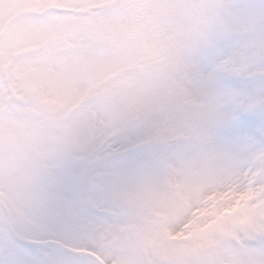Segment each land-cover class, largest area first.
Listing matches in <instances>:
<instances>
[{
  "label": "rangeland",
  "instance_id": "obj_1",
  "mask_svg": "<svg viewBox=\"0 0 264 264\" xmlns=\"http://www.w3.org/2000/svg\"><path fill=\"white\" fill-rule=\"evenodd\" d=\"M213 3L0 0L1 204L24 215L66 162H91L111 223L62 247L103 264H264L248 246L264 231V153L189 141L176 112ZM136 150L135 168L103 170Z\"/></svg>",
  "mask_w": 264,
  "mask_h": 264
},
{
  "label": "snow or ice",
  "instance_id": "obj_2",
  "mask_svg": "<svg viewBox=\"0 0 264 264\" xmlns=\"http://www.w3.org/2000/svg\"><path fill=\"white\" fill-rule=\"evenodd\" d=\"M212 8L216 23L191 57L183 81L186 95L176 108L187 129L184 137L241 158L264 153V0H215ZM186 146L171 145L176 150ZM144 158L139 150L129 151L102 167L132 169ZM258 166L264 167V156ZM100 171L91 162L68 161L42 203L27 207L24 215L0 205V264H98L62 245L81 233L103 235L111 223L105 213L112 200ZM257 223L264 229V217ZM251 236L248 246L264 249V231ZM110 251L103 248L101 255Z\"/></svg>",
  "mask_w": 264,
  "mask_h": 264
},
{
  "label": "water",
  "instance_id": "obj_3",
  "mask_svg": "<svg viewBox=\"0 0 264 264\" xmlns=\"http://www.w3.org/2000/svg\"><path fill=\"white\" fill-rule=\"evenodd\" d=\"M0 205H2L1 204V198H0ZM63 249L65 251H67L68 253L74 255V256L84 257V258H91L92 260L97 261L98 264H103V262L99 258H97L96 256H94L92 254H89V253H86V252H76V251H72V250H69V249L64 248V247H63Z\"/></svg>",
  "mask_w": 264,
  "mask_h": 264
}]
</instances>
